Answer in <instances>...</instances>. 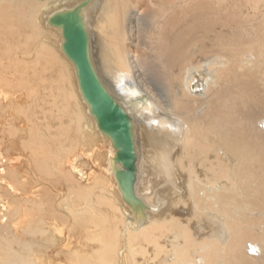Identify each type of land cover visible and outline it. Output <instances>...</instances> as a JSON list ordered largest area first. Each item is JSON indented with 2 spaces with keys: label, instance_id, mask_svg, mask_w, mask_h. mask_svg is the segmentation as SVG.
I'll use <instances>...</instances> for the list:
<instances>
[{
  "label": "bare ground",
  "instance_id": "6f19581e",
  "mask_svg": "<svg viewBox=\"0 0 264 264\" xmlns=\"http://www.w3.org/2000/svg\"><path fill=\"white\" fill-rule=\"evenodd\" d=\"M77 7L141 204L50 23ZM0 264H264V0H0Z\"/></svg>",
  "mask_w": 264,
  "mask_h": 264
},
{
  "label": "water",
  "instance_id": "95a60500",
  "mask_svg": "<svg viewBox=\"0 0 264 264\" xmlns=\"http://www.w3.org/2000/svg\"><path fill=\"white\" fill-rule=\"evenodd\" d=\"M50 23L62 29L63 51L76 66L83 97L99 129L113 142L115 162L121 165L115 172V178L124 200L129 204H141L135 195L137 154L132 121L108 93L94 69L90 58L89 36L80 7L55 15Z\"/></svg>",
  "mask_w": 264,
  "mask_h": 264
},
{
  "label": "rangeland",
  "instance_id": "374dc122",
  "mask_svg": "<svg viewBox=\"0 0 264 264\" xmlns=\"http://www.w3.org/2000/svg\"><path fill=\"white\" fill-rule=\"evenodd\" d=\"M39 68V67H38ZM53 77H52V74L51 73H49L48 74V79H52Z\"/></svg>",
  "mask_w": 264,
  "mask_h": 264
}]
</instances>
